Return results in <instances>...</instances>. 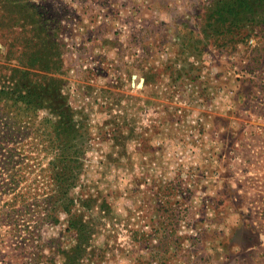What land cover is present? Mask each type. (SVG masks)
<instances>
[{
	"label": "rangeland",
	"instance_id": "374dc122",
	"mask_svg": "<svg viewBox=\"0 0 264 264\" xmlns=\"http://www.w3.org/2000/svg\"><path fill=\"white\" fill-rule=\"evenodd\" d=\"M17 2L12 39L20 18L44 27L78 132L60 140L49 100L0 102V264H264V18L230 40L213 0ZM4 19L0 83L22 50ZM64 149L73 202L55 221L42 198Z\"/></svg>",
	"mask_w": 264,
	"mask_h": 264
},
{
	"label": "trees",
	"instance_id": "16d2710c",
	"mask_svg": "<svg viewBox=\"0 0 264 264\" xmlns=\"http://www.w3.org/2000/svg\"><path fill=\"white\" fill-rule=\"evenodd\" d=\"M17 1L0 0V13L5 16L4 28L11 35L4 43L7 46L11 42L16 44L19 40L18 42L22 47V50L18 49L13 52V55H16L13 56V59L17 61L19 66L10 68L4 76V80L0 83V102H3L5 108L25 109L35 112L46 108V102L49 100L48 107L56 116L54 124L58 136L66 144L68 143L67 138L75 136L78 128H76L71 108L67 105L64 97L59 94L58 79L45 74V70L49 74L52 71L48 67L50 63L49 53L42 50V46L46 43V39L42 36L45 29L41 24H38L39 27H32L33 22L31 20L20 18L23 20L20 24L23 29L15 32L19 36L12 39L14 24L9 19L11 13L13 11L16 13L22 12L27 15L26 10H20L23 4H19ZM35 10H37L36 7L33 14H36ZM258 16L264 18V0H213L208 11L207 20L215 25L216 33L234 40L237 36L242 35L243 30ZM262 22L264 23V20ZM32 32L37 33V35ZM18 51L19 53L16 54ZM33 68L37 70H33ZM69 153L71 154L66 153L64 149L63 152H58L53 158L51 170L55 176L53 184L56 186L54 190L56 192L42 198L47 218H54L55 221L58 211L66 207L70 208V203L73 202L69 192L75 180L73 169L76 167V159L74 157L78 156V151L71 150ZM13 155L14 153L11 156ZM63 193L65 199H68L69 202L63 200ZM37 196L36 194L35 199H38ZM33 239L26 236V240L31 241Z\"/></svg>",
	"mask_w": 264,
	"mask_h": 264
}]
</instances>
